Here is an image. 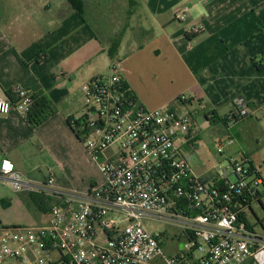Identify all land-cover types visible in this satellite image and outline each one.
Listing matches in <instances>:
<instances>
[{
  "label": "crops",
  "instance_id": "1",
  "mask_svg": "<svg viewBox=\"0 0 264 264\" xmlns=\"http://www.w3.org/2000/svg\"><path fill=\"white\" fill-rule=\"evenodd\" d=\"M81 1L85 22L67 0H0V99L20 87L29 95L47 97L56 110L36 127L15 107L0 115V161L9 160L31 181L43 182L53 175L62 190L82 194L102 184L99 169L84 149L81 153L99 173L96 179L88 176L84 186L67 178L58 181L52 173L32 175V171L40 173L35 153L44 147L59 160L60 134L82 147L68 122H76L73 115L84 102L81 87L96 76L108 77L110 65L116 63L145 108L165 107L184 95L191 112H202L205 121L251 129L255 148L227 149L230 155L240 153V161L260 173L251 153H264V0ZM183 11L185 20H177ZM119 25L120 46L110 60L106 49ZM193 28L199 32L193 34ZM237 98L247 106L244 117L235 114ZM226 138L234 139L229 133L218 139ZM217 171L200 178L221 186L236 181L227 168ZM16 194L33 218L29 226L48 223V211L39 208L30 193Z\"/></svg>",
  "mask_w": 264,
  "mask_h": 264
},
{
  "label": "built area",
  "instance_id": "2",
  "mask_svg": "<svg viewBox=\"0 0 264 264\" xmlns=\"http://www.w3.org/2000/svg\"><path fill=\"white\" fill-rule=\"evenodd\" d=\"M176 18L184 21L185 11ZM81 93L84 114L71 124L104 182L82 194L62 190L53 175L31 181L2 159L0 180L12 192L40 194L52 204L46 225L0 227V264H264V236L239 221L264 195V176L234 163L236 181L221 190L193 173L182 150L195 136L194 114L182 111L189 104L184 95L145 108L116 63ZM13 94L15 102L0 99V115L15 107L26 117L31 95L20 87ZM234 109L247 115L241 98ZM232 142L217 139L216 152ZM145 221L170 232L150 233ZM167 239L181 241L182 250L165 248Z\"/></svg>",
  "mask_w": 264,
  "mask_h": 264
},
{
  "label": "rangeland",
  "instance_id": "3",
  "mask_svg": "<svg viewBox=\"0 0 264 264\" xmlns=\"http://www.w3.org/2000/svg\"><path fill=\"white\" fill-rule=\"evenodd\" d=\"M117 28L120 29L114 39L120 40L121 42L122 35L120 32L122 26L119 25ZM187 110L191 112V106L188 105L185 109H182L183 112ZM83 114L84 102L82 103V107L73 115L74 121L79 120ZM221 116L223 118V115ZM193 121L195 136L182 150L183 157L188 162L193 173L199 178L217 173V168H221V166L227 168L228 172L231 173L232 165L241 162L240 153L230 155L227 148H225L221 155L216 152L214 143L219 137L227 135L228 133L231 134L234 138L232 139L233 142L231 147L234 146V148L239 146L243 150H247L256 147L254 132H252L251 129L244 130L240 125L234 126L235 124L232 122L228 123L227 126L221 121L207 122L204 120L202 112H200V114H194ZM256 133H258V131ZM50 138H53L52 133L50 134ZM59 138L61 142V152L59 150L56 151L59 160L55 158L51 151L52 149L44 147L40 153L37 150L35 156L37 157L36 162L38 166H40V173H38L39 170L37 169L36 171H32V175L37 176L40 174V176H47L49 173H52L58 181L67 178L72 181L73 184L80 187L86 184L88 176L95 179L98 178L99 173L97 168L86 160V157L81 153L84 149L83 145V148L79 147L61 134ZM251 158L254 167L260 172L259 174L264 176V153L253 151L251 153ZM60 165L61 167H59ZM230 176L231 182H234L235 177L233 174H230ZM251 208V210L246 212L247 220L253 226L255 232L264 236V195L260 197L259 201L253 203ZM33 224V218L26 210L20 195L12 192L7 185L0 182V227L10 228ZM145 226L150 233L170 232L165 224L159 222L145 221ZM164 245L165 248H169L172 251H180L183 247L181 241L170 243L169 239L164 242Z\"/></svg>",
  "mask_w": 264,
  "mask_h": 264
},
{
  "label": "trees",
  "instance_id": "4",
  "mask_svg": "<svg viewBox=\"0 0 264 264\" xmlns=\"http://www.w3.org/2000/svg\"><path fill=\"white\" fill-rule=\"evenodd\" d=\"M67 2L71 6V8L85 22V18H84L85 11H84L83 2L81 0H67ZM119 46H120V40L118 41L116 39H113L110 42L109 47L106 49V54L110 60H113L116 57ZM8 98L12 102L16 101V97L14 94H9ZM31 98L33 100V103L27 112L26 121L31 126L36 127V126L41 125L43 122H45L50 116L55 114L56 110H55V107L53 106L52 102L47 97H45L43 95H31ZM68 122H69L71 128L73 129V131L75 132L76 128L73 127L70 120ZM76 124L78 125V123H76ZM75 134L77 135V137H79L78 132H75ZM247 165L249 166V169L251 171H255L253 166L250 163L247 162ZM216 186H218L221 190H223L225 187V186H221L220 184H217ZM29 196H30L31 200L34 203H36L39 208L47 210V211L49 210L50 205L52 204L51 198L45 197V196L40 195V194H33V193H30ZM239 221L246 223L247 226L249 227V229L252 230L253 226L252 225L250 226V223L247 220L246 214L241 213L239 215Z\"/></svg>",
  "mask_w": 264,
  "mask_h": 264
}]
</instances>
